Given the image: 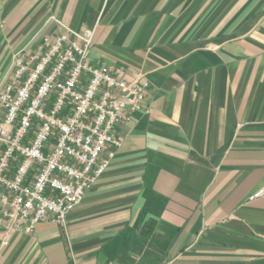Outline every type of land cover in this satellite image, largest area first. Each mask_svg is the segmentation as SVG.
<instances>
[{
	"label": "crops",
	"instance_id": "0c3cea01",
	"mask_svg": "<svg viewBox=\"0 0 264 264\" xmlns=\"http://www.w3.org/2000/svg\"><path fill=\"white\" fill-rule=\"evenodd\" d=\"M66 28L149 88L65 227L0 223V264H264V0H0V84Z\"/></svg>",
	"mask_w": 264,
	"mask_h": 264
},
{
	"label": "built area",
	"instance_id": "2783aa9c",
	"mask_svg": "<svg viewBox=\"0 0 264 264\" xmlns=\"http://www.w3.org/2000/svg\"><path fill=\"white\" fill-rule=\"evenodd\" d=\"M95 34L66 28L19 51L0 84V223L10 232L65 227L123 148L116 128L142 108L149 84L94 65Z\"/></svg>",
	"mask_w": 264,
	"mask_h": 264
}]
</instances>
